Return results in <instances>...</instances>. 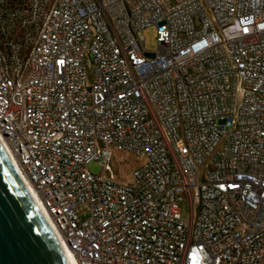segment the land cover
I'll use <instances>...</instances> for the list:
<instances>
[{
    "label": "built area",
    "instance_id": "2783aa9c",
    "mask_svg": "<svg viewBox=\"0 0 264 264\" xmlns=\"http://www.w3.org/2000/svg\"><path fill=\"white\" fill-rule=\"evenodd\" d=\"M0 136L78 264H264V0H54Z\"/></svg>",
    "mask_w": 264,
    "mask_h": 264
},
{
    "label": "water",
    "instance_id": "95a60500",
    "mask_svg": "<svg viewBox=\"0 0 264 264\" xmlns=\"http://www.w3.org/2000/svg\"><path fill=\"white\" fill-rule=\"evenodd\" d=\"M0 264H68L59 239L1 142Z\"/></svg>",
    "mask_w": 264,
    "mask_h": 264
},
{
    "label": "rangeland",
    "instance_id": "374dc122",
    "mask_svg": "<svg viewBox=\"0 0 264 264\" xmlns=\"http://www.w3.org/2000/svg\"><path fill=\"white\" fill-rule=\"evenodd\" d=\"M0 0V7L6 12L0 13V40L11 42L14 47L24 46L26 51L30 48L36 36V28L40 24L44 14L50 9L54 0H16L15 3H7L12 0ZM141 40H145L146 49L156 51V30L154 27L148 28L140 35ZM116 159L123 161V164L114 167L125 180H130L132 169L137 166L138 159L130 155L116 154ZM88 169L93 174H98L101 170L100 165L90 163ZM182 217H189L187 204L181 205Z\"/></svg>",
    "mask_w": 264,
    "mask_h": 264
},
{
    "label": "bare ground",
    "instance_id": "6f19581e",
    "mask_svg": "<svg viewBox=\"0 0 264 264\" xmlns=\"http://www.w3.org/2000/svg\"><path fill=\"white\" fill-rule=\"evenodd\" d=\"M2 141L1 139V136H0V142ZM23 183L25 184L26 188L28 189L30 195L32 196V198L34 199L35 203L37 204V206L39 207V209L41 210L42 214L44 215V217L46 218V220L48 221V223L50 224V226L52 227L53 229V226L51 225L48 217H47V212L46 210L41 206L40 202L38 200H36L35 198V194H34V190L32 188V186L25 180H23ZM54 230V229H53ZM55 232V231H54ZM56 234V233H55ZM58 238V237H57ZM60 241V240H59ZM61 246L64 250V253H65V256H66V259L68 261V264H78L75 256H74V253L70 250V248L64 244L63 242H61Z\"/></svg>",
    "mask_w": 264,
    "mask_h": 264
},
{
    "label": "trees",
    "instance_id": "16d2710c",
    "mask_svg": "<svg viewBox=\"0 0 264 264\" xmlns=\"http://www.w3.org/2000/svg\"><path fill=\"white\" fill-rule=\"evenodd\" d=\"M3 2H6V1L3 0ZM15 2H16V0H12V1H9V2H7V3L11 4V3H15Z\"/></svg>",
    "mask_w": 264,
    "mask_h": 264
}]
</instances>
